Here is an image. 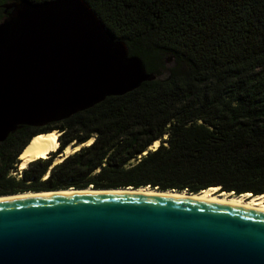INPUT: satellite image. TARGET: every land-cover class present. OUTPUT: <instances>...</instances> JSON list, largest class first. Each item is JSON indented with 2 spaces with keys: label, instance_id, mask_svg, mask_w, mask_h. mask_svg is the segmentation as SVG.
Returning a JSON list of instances; mask_svg holds the SVG:
<instances>
[{
  "label": "trees",
  "instance_id": "16d2710c",
  "mask_svg": "<svg viewBox=\"0 0 264 264\" xmlns=\"http://www.w3.org/2000/svg\"><path fill=\"white\" fill-rule=\"evenodd\" d=\"M23 1L51 0H0V23ZM84 1L153 80L67 119L19 126L0 142V196L127 187L264 196V0ZM52 130L57 153L93 141L44 181L57 153L12 177L30 137Z\"/></svg>",
  "mask_w": 264,
  "mask_h": 264
},
{
  "label": "water",
  "instance_id": "95a60500",
  "mask_svg": "<svg viewBox=\"0 0 264 264\" xmlns=\"http://www.w3.org/2000/svg\"><path fill=\"white\" fill-rule=\"evenodd\" d=\"M103 26L84 0L12 8L0 23V142L153 80ZM103 190L0 198V264H264L262 211Z\"/></svg>",
  "mask_w": 264,
  "mask_h": 264
},
{
  "label": "bare ground",
  "instance_id": "6f19581e",
  "mask_svg": "<svg viewBox=\"0 0 264 264\" xmlns=\"http://www.w3.org/2000/svg\"><path fill=\"white\" fill-rule=\"evenodd\" d=\"M60 133L52 130L46 134L42 135H36L34 136L26 149L23 150L18 156V160L20 164L18 165V168L23 171L27 165L31 164L34 161L38 160H46L48 159L49 155L51 153H55L56 150H58V136ZM92 143V139L77 145L76 147H73L72 145H67L60 155H57L54 158L53 161V167L60 164L66 157L72 156L76 151H78L81 147L85 146L88 147ZM158 147V141L154 142L152 146L150 147V150H154ZM51 166V167H52ZM130 189L122 188V189H116L115 193L117 192H125V193H144L146 195H158L162 194L165 196H177V197H191L193 199L197 200H209V201H224V203H230L237 206H240L241 208H248V209H255V211H262L264 212V196H249L248 194L244 195H224L216 192V190H209L206 189L204 191H201L197 194H190L187 195L186 192L177 193L176 191H166L164 193L156 190V189H146V187L138 188V189H132L131 187H127ZM92 192H99V193H109L112 192L111 190L105 191V190H95L92 188H86L85 190H75L73 188L66 189V190H60L58 192H50V193H41L36 194L33 192H26L25 194L21 195H15L10 197H0V198H12V197H29L33 194L36 195H45V194H61V193H68V194H75V193H92Z\"/></svg>",
  "mask_w": 264,
  "mask_h": 264
},
{
  "label": "rangeland",
  "instance_id": "374dc122",
  "mask_svg": "<svg viewBox=\"0 0 264 264\" xmlns=\"http://www.w3.org/2000/svg\"><path fill=\"white\" fill-rule=\"evenodd\" d=\"M61 135V134H60ZM59 137V136H58ZM72 146H73V144H71ZM83 147H85V146H83ZM83 147H81V148H83ZM80 148V149H81ZM79 149V150H80ZM78 150V151H79ZM77 152V151H76ZM75 152V153H76ZM53 161H54V159H52ZM53 161L51 162V164L53 165ZM20 164V162H19V160H18V165ZM18 165H16L15 166V169L11 172V176L12 177H15V178H17V179H19L21 176H22V172L23 171H21L19 168H18ZM27 167V166H26ZM49 170H50V168H48V170L46 171V173H45V176L44 177H46L47 175H49ZM217 192V191H216ZM219 193V192H218ZM220 194H223V192H220ZM228 195H230V194H228ZM244 195V194H243ZM249 195V194H248ZM235 196V195H234ZM250 196V195H249Z\"/></svg>",
  "mask_w": 264,
  "mask_h": 264
},
{
  "label": "flooded vegetation",
  "instance_id": "af4514ba",
  "mask_svg": "<svg viewBox=\"0 0 264 264\" xmlns=\"http://www.w3.org/2000/svg\"><path fill=\"white\" fill-rule=\"evenodd\" d=\"M62 151H63V150H62ZM62 151H61V152H62ZM61 152H60V154H61ZM60 154H59V155H60ZM56 156H57V155H56ZM56 156H55V157H56ZM55 157L52 156V157L50 158L49 165H50L51 162L53 161L52 159H54ZM51 166H52V164H51ZM51 166H48V168H51ZM44 176H45V173L42 174V176H41V178H40V181H44V180L47 178L48 175H47L46 177H44ZM48 190H52V189H51V188H45V189L42 190V191H48ZM54 191H55V190H54Z\"/></svg>",
  "mask_w": 264,
  "mask_h": 264
}]
</instances>
